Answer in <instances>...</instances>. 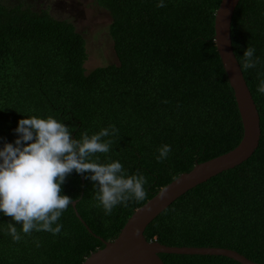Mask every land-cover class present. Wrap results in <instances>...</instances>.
Wrapping results in <instances>:
<instances>
[{
	"label": "trees",
	"instance_id": "16d2710c",
	"mask_svg": "<svg viewBox=\"0 0 264 264\" xmlns=\"http://www.w3.org/2000/svg\"><path fill=\"white\" fill-rule=\"evenodd\" d=\"M94 1L109 12L118 62L87 71L86 41L70 20L0 0V148L14 144L18 121L27 117L57 119L74 139L114 125L117 133L104 138L113 141L111 150L96 154L98 162L119 161L127 175H144L146 199L106 216L95 206V182L73 171L61 187L76 204L62 213L60 234L21 232L13 242L6 230L15 222L0 213V264H82L159 189L242 138L214 41L221 0H163L165 7H157L160 0ZM231 41L239 65L247 47L258 59L241 70L260 115L259 145L246 161L177 198L144 235L167 246L228 248L264 263V94L257 91L264 81V0L239 1ZM165 144L171 152L158 162ZM159 256L165 264H241L221 255Z\"/></svg>",
	"mask_w": 264,
	"mask_h": 264
},
{
	"label": "clouds",
	"instance_id": "9594fccd",
	"mask_svg": "<svg viewBox=\"0 0 264 264\" xmlns=\"http://www.w3.org/2000/svg\"><path fill=\"white\" fill-rule=\"evenodd\" d=\"M157 7H165L163 0ZM254 52L253 47L246 48L240 61L242 70L255 67L258 59H254ZM257 91L264 94V81ZM14 131L18 134L14 144L4 143L0 148V213L15 222L8 223L6 230L13 242L22 239L21 232L61 233L63 225L58 221L73 204L71 197L62 194L61 186L73 171L95 182V206L102 207L106 216L117 205L127 206L129 201L146 199L144 175H127L119 161L98 162L96 154L111 150L113 141L104 138L117 133L114 125L91 136L82 133L80 139H74L72 131L61 121L32 116L19 120ZM158 152L156 159L161 162L168 158L171 147L165 144ZM94 156L96 160L92 159ZM166 195L167 189H162L159 198ZM16 224L21 226L20 231ZM134 235H139V229Z\"/></svg>",
	"mask_w": 264,
	"mask_h": 264
},
{
	"label": "water",
	"instance_id": "95a60500",
	"mask_svg": "<svg viewBox=\"0 0 264 264\" xmlns=\"http://www.w3.org/2000/svg\"><path fill=\"white\" fill-rule=\"evenodd\" d=\"M239 1H220L214 17V41L229 84L234 92L243 127L241 140L237 146L228 152L195 164L191 170L181 173L159 189L153 197L134 210L115 239L112 241L102 240L104 246L92 252L82 264H165L159 253L221 255L241 264H264L252 261L228 248L167 246L156 240L148 241L144 235L149 223L177 198L211 177L246 161L259 145L261 136L260 115L234 54L231 41V22ZM162 189H167V195L164 199L159 198ZM75 204L76 202L73 201L74 208ZM76 215L81 219L77 211ZM136 229H139V235H134Z\"/></svg>",
	"mask_w": 264,
	"mask_h": 264
},
{
	"label": "rangeland",
	"instance_id": "374dc122",
	"mask_svg": "<svg viewBox=\"0 0 264 264\" xmlns=\"http://www.w3.org/2000/svg\"><path fill=\"white\" fill-rule=\"evenodd\" d=\"M9 4L24 1L36 9H47L58 19L70 20L86 41L87 71L97 66L118 62L109 35V12L94 0H5Z\"/></svg>",
	"mask_w": 264,
	"mask_h": 264
}]
</instances>
